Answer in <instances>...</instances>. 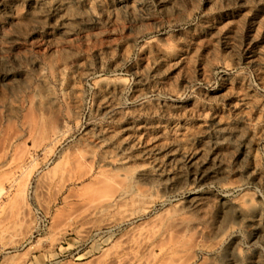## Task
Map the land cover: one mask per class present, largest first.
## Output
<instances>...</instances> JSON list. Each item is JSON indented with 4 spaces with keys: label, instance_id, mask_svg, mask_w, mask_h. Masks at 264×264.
<instances>
[{
    "label": "rangeland",
    "instance_id": "1",
    "mask_svg": "<svg viewBox=\"0 0 264 264\" xmlns=\"http://www.w3.org/2000/svg\"><path fill=\"white\" fill-rule=\"evenodd\" d=\"M118 1L0 0V264H184L198 235L155 226L178 202L207 194L209 217L223 195L264 208V183L248 179L256 168L264 182V0H146L134 15ZM188 135L219 154L220 181L184 163L182 188L145 212L118 224L90 214L116 191L109 152L149 171L150 149ZM230 235L264 264V244ZM176 241L188 251L165 250ZM212 257L200 251L194 264Z\"/></svg>",
    "mask_w": 264,
    "mask_h": 264
},
{
    "label": "bare ground",
    "instance_id": "2",
    "mask_svg": "<svg viewBox=\"0 0 264 264\" xmlns=\"http://www.w3.org/2000/svg\"><path fill=\"white\" fill-rule=\"evenodd\" d=\"M146 3V0H119L118 7L124 6L127 14H146L148 11ZM158 53L161 57L167 58L169 51L160 48ZM106 89L109 94H114L109 89V84ZM97 137L99 144L106 142L103 133ZM192 139V135L178 139L174 147L168 151L161 147L150 149L149 153L153 154V158L149 171L143 169L132 173L121 165L118 154L109 152L105 157L106 160L117 166H114L115 175L106 179L105 182L114 185L116 191L92 201L89 205L90 214L109 215L111 218L107 223L118 224L131 219L138 213L145 212L155 198L167 197L168 194L177 193L182 188L180 181H183L181 178L184 163H188L187 171L194 179L204 183L212 180L220 181L222 172L219 173L216 170L215 163L219 154L209 151V143L192 146ZM213 143H220V139L216 138ZM209 160L212 163H209ZM129 178L135 179L136 182L132 188H127L121 183ZM248 179L262 185L264 183L262 172L256 168L248 173ZM242 185L241 181L225 184L230 189L240 188ZM211 198L204 193H191L186 200L177 203V213L168 217L169 223L157 220L155 225L157 230L168 232L169 235H180L188 231L198 235L196 245L190 249L192 257L184 264H194L197 253L200 251H207L213 256L206 264H261L257 255L249 256L240 247V239L237 235L229 236V234L243 230L252 244H264V208L254 205L245 195L234 197V199L223 195L215 197L216 217H209ZM113 215L117 217L114 218ZM186 215H190L191 219H186ZM138 237L140 240L136 242L137 246L148 242L151 234L148 231L139 232ZM219 244H225V246L217 251ZM165 250L172 255L188 251L178 241L166 246Z\"/></svg>",
    "mask_w": 264,
    "mask_h": 264
}]
</instances>
